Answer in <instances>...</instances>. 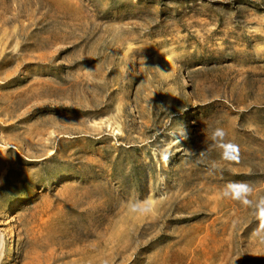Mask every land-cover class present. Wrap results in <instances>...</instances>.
Here are the masks:
<instances>
[{
	"label": "rangeland",
	"instance_id": "rangeland-1",
	"mask_svg": "<svg viewBox=\"0 0 264 264\" xmlns=\"http://www.w3.org/2000/svg\"><path fill=\"white\" fill-rule=\"evenodd\" d=\"M229 182L264 196V0H0V264H264Z\"/></svg>",
	"mask_w": 264,
	"mask_h": 264
},
{
	"label": "clouds",
	"instance_id": "clouds-1",
	"mask_svg": "<svg viewBox=\"0 0 264 264\" xmlns=\"http://www.w3.org/2000/svg\"><path fill=\"white\" fill-rule=\"evenodd\" d=\"M167 59V58H166ZM227 133L221 127L211 130L210 138L216 148L220 150L221 157L227 161H238L240 158L239 146L226 140ZM183 137L186 132L183 130ZM170 156L163 157L167 163ZM223 198L239 201L245 208L251 209V214L256 221V226L251 232L252 239L259 245L264 246V196H253L252 187L244 182H229L221 191ZM155 206L148 199L130 198L128 201V211L132 214L150 216L154 213ZM236 223V222H234ZM3 246V236L0 235V247ZM101 264H107L102 261Z\"/></svg>",
	"mask_w": 264,
	"mask_h": 264
}]
</instances>
